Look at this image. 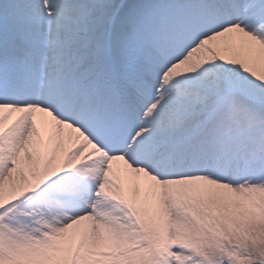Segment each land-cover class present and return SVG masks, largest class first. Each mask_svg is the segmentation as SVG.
I'll return each instance as SVG.
<instances>
[{
    "label": "snow or ice",
    "instance_id": "obj_1",
    "mask_svg": "<svg viewBox=\"0 0 264 264\" xmlns=\"http://www.w3.org/2000/svg\"><path fill=\"white\" fill-rule=\"evenodd\" d=\"M0 264H264V0H0Z\"/></svg>",
    "mask_w": 264,
    "mask_h": 264
}]
</instances>
